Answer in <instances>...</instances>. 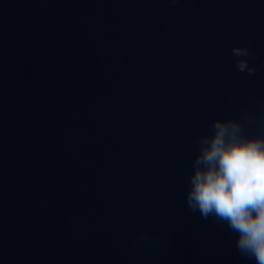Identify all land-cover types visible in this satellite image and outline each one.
<instances>
[{
	"label": "water",
	"instance_id": "95a60500",
	"mask_svg": "<svg viewBox=\"0 0 264 264\" xmlns=\"http://www.w3.org/2000/svg\"><path fill=\"white\" fill-rule=\"evenodd\" d=\"M216 118L264 134V0H0V264H256L186 204Z\"/></svg>",
	"mask_w": 264,
	"mask_h": 264
},
{
	"label": "clouds",
	"instance_id": "9594fccd",
	"mask_svg": "<svg viewBox=\"0 0 264 264\" xmlns=\"http://www.w3.org/2000/svg\"><path fill=\"white\" fill-rule=\"evenodd\" d=\"M238 72L254 75L248 47H234ZM186 204L238 233L242 256L264 264V134L248 135L234 118H216L197 138Z\"/></svg>",
	"mask_w": 264,
	"mask_h": 264
}]
</instances>
